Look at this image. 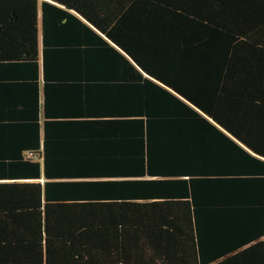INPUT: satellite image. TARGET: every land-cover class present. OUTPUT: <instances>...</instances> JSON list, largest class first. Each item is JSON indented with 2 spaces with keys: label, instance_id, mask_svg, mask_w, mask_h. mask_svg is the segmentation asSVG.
Returning <instances> with one entry per match:
<instances>
[{
  "label": "trees",
  "instance_id": "obj_1",
  "mask_svg": "<svg viewBox=\"0 0 264 264\" xmlns=\"http://www.w3.org/2000/svg\"><path fill=\"white\" fill-rule=\"evenodd\" d=\"M0 264H264V0H0Z\"/></svg>",
  "mask_w": 264,
  "mask_h": 264
}]
</instances>
